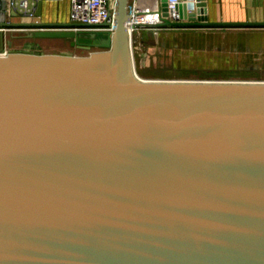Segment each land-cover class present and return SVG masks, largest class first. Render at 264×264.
<instances>
[{"label": "water", "instance_id": "water-1", "mask_svg": "<svg viewBox=\"0 0 264 264\" xmlns=\"http://www.w3.org/2000/svg\"><path fill=\"white\" fill-rule=\"evenodd\" d=\"M129 5L23 23L86 52L0 53V264H264V79L141 75ZM176 8L159 27L264 26Z\"/></svg>", "mask_w": 264, "mask_h": 264}, {"label": "rangeland", "instance_id": "rangeland-1", "mask_svg": "<svg viewBox=\"0 0 264 264\" xmlns=\"http://www.w3.org/2000/svg\"><path fill=\"white\" fill-rule=\"evenodd\" d=\"M249 29L251 28L243 29L244 33L222 37L223 39L213 36L211 44L193 46V48H182L177 45L180 41L178 38L169 36L168 40L162 43L163 37H158L157 33H146L143 37L136 31L133 35L136 66L138 62H141L144 72L150 75L142 74L138 66L137 69L141 75L147 77L264 79V30L261 36L256 37L248 33L252 31ZM255 31H260V29H255ZM19 32L23 31L17 33ZM140 38L146 40L138 48L136 40ZM252 40L261 42L262 46L255 47L256 44H253ZM42 42L45 51L86 52L82 48L70 46L65 43V40L44 38ZM5 45L7 47L1 51L6 48L12 51L24 47L23 40L19 42L14 40L11 44L6 43Z\"/></svg>", "mask_w": 264, "mask_h": 264}, {"label": "crops", "instance_id": "crops-1", "mask_svg": "<svg viewBox=\"0 0 264 264\" xmlns=\"http://www.w3.org/2000/svg\"><path fill=\"white\" fill-rule=\"evenodd\" d=\"M11 0H0V50L15 32L24 31L28 26L23 23L41 21V22H69L71 14V0H43L41 15L30 17L19 9L10 6ZM133 0H131L132 2ZM141 5L153 6L161 5V0H137ZM209 16L213 20L241 21V20H264V0H207ZM38 9V7H37ZM24 29H21L23 28ZM248 29V33L253 36H261L264 26H215V27H193V28H142L137 31L144 35L157 33L158 37H163L162 43L168 40L169 36L178 38L177 45L184 47L199 46L211 44L213 36L218 39L222 37H231L239 33H244L243 29ZM260 31H255V29ZM147 31V32H146ZM216 39V38H215ZM145 38L136 40L138 48L145 42ZM255 47L262 46L261 42L252 40ZM206 42V43H204ZM211 42V43H210ZM141 53V52H140Z\"/></svg>", "mask_w": 264, "mask_h": 264}, {"label": "built area", "instance_id": "built-area-1", "mask_svg": "<svg viewBox=\"0 0 264 264\" xmlns=\"http://www.w3.org/2000/svg\"><path fill=\"white\" fill-rule=\"evenodd\" d=\"M182 0H168L171 15H177V4ZM10 6L19 9L30 17L37 15V7L39 0H11ZM119 0H71L72 22L81 23V26H75V29L85 31H102L114 32L118 25ZM131 17L128 21L130 31L134 32L142 28L159 29L157 22L161 20L160 6L141 5L139 1L133 0L129 5ZM21 29H24L21 28ZM26 29V28H25ZM9 51L6 48L0 53Z\"/></svg>", "mask_w": 264, "mask_h": 264}, {"label": "trees", "instance_id": "trees-1", "mask_svg": "<svg viewBox=\"0 0 264 264\" xmlns=\"http://www.w3.org/2000/svg\"><path fill=\"white\" fill-rule=\"evenodd\" d=\"M42 39H44V38L28 37V36L24 35V32H19V33L15 32L13 34V36L10 37L9 44H11V42H14V40H18V42L23 40V43H24L23 48H25V49L20 48V49H16V50L43 52V51H45V49L43 48ZM56 39H59L62 41L65 40V43H67L71 46L70 42L66 39H63V38H56ZM27 46L29 47L28 49L26 48ZM82 50H85V49L82 48ZM68 51L69 50H65V51H61V52L72 53V52H68ZM137 66H138L139 71L142 74L150 75L149 73L144 72V69L142 68L143 64L141 62H138ZM155 74L159 75L158 73H155Z\"/></svg>", "mask_w": 264, "mask_h": 264}]
</instances>
